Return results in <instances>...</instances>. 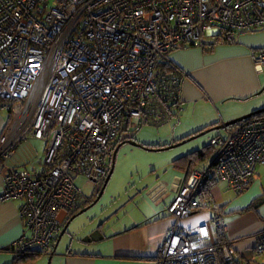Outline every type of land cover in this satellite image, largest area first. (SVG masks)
I'll use <instances>...</instances> for the list:
<instances>
[{
  "label": "built area",
  "instance_id": "built-area-1",
  "mask_svg": "<svg viewBox=\"0 0 264 264\" xmlns=\"http://www.w3.org/2000/svg\"><path fill=\"white\" fill-rule=\"evenodd\" d=\"M264 28V0H0V109L9 123L0 136V202L21 201L24 229L15 259L33 248L49 251L65 223L59 214L84 196L74 174L104 177L111 143L125 119L162 124L178 104L180 74L158 68L181 45H204L220 28ZM264 65V50L255 57ZM44 144L41 169L10 164L18 145ZM213 164L191 171L166 208L175 219L160 245L158 264H234L220 213L184 228L181 221L213 200L207 179L237 194L264 165V116H253L210 140ZM43 168V169H42ZM218 245V246H217ZM254 255L264 256V227Z\"/></svg>",
  "mask_w": 264,
  "mask_h": 264
},
{
  "label": "crops",
  "instance_id": "crops-1",
  "mask_svg": "<svg viewBox=\"0 0 264 264\" xmlns=\"http://www.w3.org/2000/svg\"><path fill=\"white\" fill-rule=\"evenodd\" d=\"M215 36L206 38L209 47L187 44L167 54L168 61L182 74L178 104L168 108L162 124H143L156 129L151 140L140 142L145 148L165 150L207 128L264 107V65L259 66L255 61L257 53L264 50V28L237 33L231 43L214 44ZM8 123L9 114L0 109V136ZM218 135L225 136V129L223 132L217 130L198 150L179 154L166 165L151 169V175L140 180L143 184L141 193L145 190V197L134 204L141 206L135 214L129 215L126 211L122 218L107 225L100 223L89 227L85 224L81 226V236L95 235L96 240H74L60 249V240L55 247V239L51 249L32 264H158L160 245L175 222L166 208L178 189L186 183L191 171L213 164L214 152L209 143ZM36 142L40 141L27 139L21 142L10 164L33 169L32 164L38 156ZM193 154H197L198 158L189 159ZM162 168L165 171L170 169L168 181L160 178L162 173L152 178ZM154 179L159 180L150 188ZM202 190L205 197L213 200L214 208L202 209L183 219L181 225L192 228L207 223L214 213H220L228 224L225 239L238 255L236 264H264V258L257 257L253 252L256 237L264 227V165L256 167L253 182L243 193L237 194L225 184L210 178L204 182ZM1 191L0 175V194ZM20 205L21 201L17 200L0 202V264H20L13 252V244L24 229L18 215ZM59 217L68 222V212L60 213ZM95 230L100 235L94 233ZM216 242L217 238L212 233L206 243Z\"/></svg>",
  "mask_w": 264,
  "mask_h": 264
},
{
  "label": "rangeland",
  "instance_id": "rangeland-1",
  "mask_svg": "<svg viewBox=\"0 0 264 264\" xmlns=\"http://www.w3.org/2000/svg\"><path fill=\"white\" fill-rule=\"evenodd\" d=\"M262 97H264V95H262ZM154 131H156L155 128L141 124L137 128L136 125H131L128 130H123L118 134L116 140L129 137L131 138L130 141H137V143H139L141 146L123 144L119 148L115 157L112 175L101 198L88 210L78 215L71 221L68 228L66 229V232L60 238L58 248L61 249L63 246H68V244L74 240L81 241L87 238V236H81V226L85 224H89V227L98 225L100 223L107 225L108 222L122 218V214L126 211H128L129 215L135 214V212L140 210L141 206H134V204L141 198L145 197V190H143V193H141L143 184L140 180L145 179V177L148 175H151V169L166 165L175 156L178 157L179 154L198 150L199 147H201L203 144H206L207 140L212 134L217 133V131H213L204 136L190 140L189 142H186L180 146L156 151L149 150L145 148L142 143H140L144 142V140H151L152 135H154ZM220 131L223 132V129ZM35 149L38 152V156L35 158L36 164L33 162L32 168L39 170L41 169L40 165H43L41 160L44 144L41 142H36ZM37 158L39 161H37ZM40 162L41 164L39 165ZM111 164L112 159L106 165V176L111 168ZM160 173H162V175ZM159 174L162 180L168 181L170 169L165 171V168H162L152 178ZM73 178L76 185L81 189L82 195L87 199L100 191L103 180L105 179V177H103L98 182H92L77 174H74ZM158 180L159 179L152 180L151 186L149 185V187L151 188L154 186ZM94 233H98L100 235V233L96 230Z\"/></svg>",
  "mask_w": 264,
  "mask_h": 264
},
{
  "label": "trees",
  "instance_id": "trees-1",
  "mask_svg": "<svg viewBox=\"0 0 264 264\" xmlns=\"http://www.w3.org/2000/svg\"><path fill=\"white\" fill-rule=\"evenodd\" d=\"M236 32L232 31L230 29L227 28H220L219 29V33L215 36V43H231L233 41H235V36H236ZM190 45V44H189ZM213 45V44H212ZM211 45V46H212ZM182 46H187V45H181L179 47ZM193 46V45H192ZM202 48H206V46H210L208 45V43L206 42V44L201 45ZM177 47V48H179ZM207 47V48H208ZM176 49V48H175ZM170 52V51H169ZM158 68L161 70V72L165 73V74H181L180 70L177 69L171 62L169 61H165L162 60L159 64H158ZM264 116V113L261 114H257L256 116ZM131 126V123L129 121V119H125L120 127L119 132L117 133V135L115 136L113 142L111 143L112 145V150L114 151L115 148L117 147V145H119L120 143L126 142L127 140H130L131 138L129 137H125L124 139H120V140H116L118 134L120 132H122L123 130H128L129 127ZM232 127V126H230ZM202 132V131H201ZM198 158L197 154H193L190 156L189 159H196ZM186 160H188V157H186ZM104 177L106 178V175H104ZM105 180V179H104ZM103 180V182H104ZM103 185V183H102ZM99 193V192H98ZM94 194L92 197H90L89 199H87L86 197L82 198L81 202H80V206L78 205V207H75L74 209L68 211V221L70 220V218L72 216H74L77 212H79L81 210V208H84L86 206H89L91 203H93V201L95 200V198L97 197V194ZM220 210V209H218ZM21 219V218H20ZM22 221V219H21ZM23 222V221H22ZM56 241V240H55ZM218 244L223 245V244H229L228 241H226L225 239V235H220L218 236ZM218 246V245H217ZM46 250L40 249V248H35V249H31L30 251H26L24 253H22V256L19 259H16L18 263H22V264H32L33 262H35L36 260H38L43 254H45ZM235 254L237 255V253L235 252ZM238 256V255H237ZM257 257H262L264 258V256H257ZM237 259V258H236ZM238 261V260H237ZM239 262V261H238ZM237 262L235 261L234 264H236ZM222 264V263H221ZM247 264V263H245ZM248 264H251L248 263Z\"/></svg>",
  "mask_w": 264,
  "mask_h": 264
},
{
  "label": "water",
  "instance_id": "water-1",
  "mask_svg": "<svg viewBox=\"0 0 264 264\" xmlns=\"http://www.w3.org/2000/svg\"><path fill=\"white\" fill-rule=\"evenodd\" d=\"M261 113H264V108H262V109H260V110H258V111H255V112H252V113H249V114L243 115V116H241V117H238V118H236V119H234V120H231V121H228V122H226V123H222V124H220V125H218V126H214V127L207 128V129H205L204 131H202V132H200L199 134H197L196 136L190 137L189 139L184 140V141H182V142H180V143H178V144L172 145V146H170V147H168V148H172V147L178 146V145H180V144H184L185 142H187V141H189V140H192V139L197 138V137H200V136H204V135H206V134H208V133H210V132H213V131H217V130H221V129H226V128H228V127H230V126H233V125H235V124H237V123H239V122H241V121H243V120H246V119H248V118H251V117L256 116L257 114H261ZM124 143H128V144H132V145L138 146V144H137L136 142H134V141H126V142L120 143V144L115 148V150H114V152H113V155H112V164H111V168H110V170H109V172H108V174H107V176H106V178H105V180H104V182H103V185H102V187H101V189H100V191H99V193H98L96 199L93 201V203H91L89 206H86V207H84L83 209H81V210H80L79 212H77L74 216H72L68 222H66V224L64 225V227H63L61 233L59 234V236H58V238H57V241H56V245H55V247L57 246L58 241L60 240V238H61V237L63 236V234L66 232V229L68 228L70 222H71L75 217H77L78 215H80V214H82L83 212H85L86 210H88L91 206H93L95 203H97L98 200L101 198V196H102V194L104 193V190H105V188H106V186H107V183H108V181L110 180V177H111V175H112V172H113V169H114V161H115L116 154H117L119 148H120ZM83 240H84V241H92V240H96V238H95V235H91V236H89V237H87V238H85V239H83ZM55 247H54V249H55ZM49 261H50V259H49Z\"/></svg>",
  "mask_w": 264,
  "mask_h": 264
},
{
  "label": "clouds",
  "instance_id": "clouds-1",
  "mask_svg": "<svg viewBox=\"0 0 264 264\" xmlns=\"http://www.w3.org/2000/svg\"><path fill=\"white\" fill-rule=\"evenodd\" d=\"M166 61H168V59L166 60ZM229 128V127H228ZM118 146V145H117ZM114 152V151H113ZM113 155V154H112ZM112 159V158H111Z\"/></svg>",
  "mask_w": 264,
  "mask_h": 264
},
{
  "label": "flooded vegetation",
  "instance_id": "flooded-vegetation-1",
  "mask_svg": "<svg viewBox=\"0 0 264 264\" xmlns=\"http://www.w3.org/2000/svg\"><path fill=\"white\" fill-rule=\"evenodd\" d=\"M102 187V186H101ZM98 195V194H97ZM66 224V223H65ZM64 227V226H63Z\"/></svg>",
  "mask_w": 264,
  "mask_h": 264
}]
</instances>
